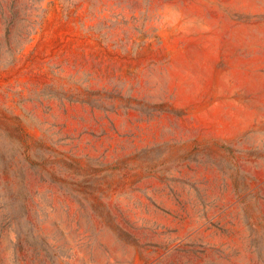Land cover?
<instances>
[{
	"label": "rangeland",
	"instance_id": "obj_1",
	"mask_svg": "<svg viewBox=\"0 0 264 264\" xmlns=\"http://www.w3.org/2000/svg\"><path fill=\"white\" fill-rule=\"evenodd\" d=\"M0 264H264V0H0Z\"/></svg>",
	"mask_w": 264,
	"mask_h": 264
}]
</instances>
